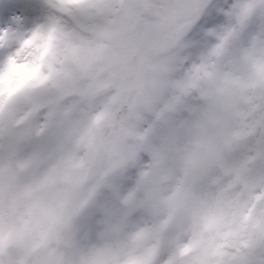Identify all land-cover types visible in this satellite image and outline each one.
<instances>
[{"label":"snow or ice","instance_id":"obj_1","mask_svg":"<svg viewBox=\"0 0 264 264\" xmlns=\"http://www.w3.org/2000/svg\"><path fill=\"white\" fill-rule=\"evenodd\" d=\"M0 264H264V0H0Z\"/></svg>","mask_w":264,"mask_h":264}]
</instances>
